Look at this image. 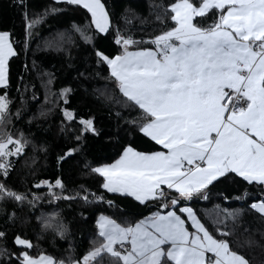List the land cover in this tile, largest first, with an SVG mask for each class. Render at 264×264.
Here are the masks:
<instances>
[{"label": "snow or ice", "instance_id": "6c2138e0", "mask_svg": "<svg viewBox=\"0 0 264 264\" xmlns=\"http://www.w3.org/2000/svg\"><path fill=\"white\" fill-rule=\"evenodd\" d=\"M57 2L87 9L99 32L109 30V14L101 0ZM213 10L217 18L211 25L196 22ZM166 12L174 23L171 29L148 41L118 36L121 54L96 53L126 103L142 111L140 131L163 150L145 153L129 146L113 164L92 171L103 178L101 187L107 192L132 197L142 205L164 198L162 186H166L176 195L161 207L171 205V210L156 212L134 225L99 217L101 242L79 264H98L104 254L112 258V264H250L227 240L215 238L181 201L206 199L209 186L229 174L264 188V0H174ZM36 23L39 19L28 27ZM141 43L155 47L129 50ZM16 55L10 33L0 31V89L9 85V59ZM9 104L7 95H0V124ZM64 115L74 119L70 111ZM80 122L86 131H94L92 120ZM25 143L0 130V174H7L8 158L21 154ZM45 186L55 200L72 198L61 195V179L34 185ZM5 198L23 203L27 194L0 183V200ZM38 199L34 195L29 203ZM251 208L264 215V200L253 202ZM224 212L227 217L236 216L227 209ZM53 219L46 227H52ZM188 222L194 231L186 227ZM4 235L0 232V239ZM14 243L26 249L18 257L20 264H62L48 255L32 257L27 249L34 245L21 236Z\"/></svg>", "mask_w": 264, "mask_h": 264}, {"label": "trees", "instance_id": "16d2710c", "mask_svg": "<svg viewBox=\"0 0 264 264\" xmlns=\"http://www.w3.org/2000/svg\"><path fill=\"white\" fill-rule=\"evenodd\" d=\"M101 2L109 14L104 34L93 29L88 12L77 5L0 0V31L10 33L17 53L9 59V85L0 89L10 101L0 130L26 141L21 154L8 158L11 164L6 175L0 174V183L27 194L23 203L0 200V232L5 234L0 239V264H20L18 257L26 249L14 243L17 236L34 245L27 249L32 257L43 254L62 264L77 263L101 242L98 217L133 224L168 210L161 205L176 195L163 188L164 198L142 205L132 197L107 192L101 187L103 178L92 171L113 162L129 146L146 153L160 149L140 131L142 111L126 103L97 51L113 57L123 50L116 43L118 36L148 41L174 27L166 12L174 0ZM216 18L213 10L196 22L208 27ZM37 19L39 23L29 28ZM151 46L141 43L129 50ZM65 110L73 113V120L65 118ZM81 120H92L94 131H86ZM56 179L64 184L61 195L71 199L55 200L46 186L34 187ZM206 192V199L194 197L181 201V206H190L215 238L227 240L250 264H264V216L251 208L253 202L264 200V188L229 174ZM34 195L39 199L29 203ZM225 209L235 218L227 217ZM52 217V227H46ZM217 229L230 235L222 236ZM98 264H112V258L104 254Z\"/></svg>", "mask_w": 264, "mask_h": 264}, {"label": "crops", "instance_id": "0c3cea01", "mask_svg": "<svg viewBox=\"0 0 264 264\" xmlns=\"http://www.w3.org/2000/svg\"><path fill=\"white\" fill-rule=\"evenodd\" d=\"M57 1V0H56ZM64 3H66V2H64ZM77 6H79V5H77ZM79 7H81V6H79ZM85 9V8H84ZM86 11H87V9H85ZM88 12V11H87ZM88 14H89V17H90V20L92 21V17H91V14L88 12ZM91 25H92V27H93V29L94 30H97L96 29V27H95V25H93L92 24V22H91ZM98 31V30H97ZM99 32V31H98ZM101 33V32H100ZM104 33H106V32H104ZM104 33H102V34H104ZM155 46L153 45V46H151V47H149V48H154ZM142 49V48H141ZM136 50H139V49H136ZM123 51V50H122ZM130 51H135V50H130ZM122 53V52H121ZM120 53V54H121ZM116 56V55H115ZM114 57V56H113ZM108 67V66H107ZM109 69V68H108ZM109 72H110V70H109ZM117 83V82H116ZM146 137V136H145ZM150 139V138H149ZM151 140V139H150ZM152 141V140H151ZM127 148V147H126ZM159 150H156V151H161V150H163L162 148H161V146H159ZM124 150L125 149H123V152H124ZM156 151H153V152H156ZM123 152H122V154H123ZM146 153V152H145ZM122 154H120V156L122 155ZM120 156H118L117 158H115L114 160H113V162H111V163H109V164H102V165H100V167H102V166H107V165H111V164H113L116 160H118L119 158H120ZM99 175V174H98ZM240 179H242V178H240ZM243 180V179H242ZM244 181V180H243ZM103 182H104V180H103ZM246 182V181H245ZM162 188H164V189H167L166 188V186H162ZM168 190V189H167ZM115 194V193H114ZM120 194V193H119ZM134 199V198H133ZM135 200V199H134ZM136 201V200H135ZM138 202V201H137ZM188 206L187 204H182V206ZM168 210H171V208H168ZM167 211V210H166ZM166 211H163V212H161V211H156V212H161V213H164V212H166ZM178 211V210H177ZM255 212H257L256 210H254ZM155 212V213H156ZM258 213V212H257ZM154 214V213H153ZM153 214H150V215H146V216H144V218H142V220L143 219H145V218H148V217H150V216H152ZM260 214V213H259ZM260 215H262V214H260ZM182 216H183V214H182ZM262 216H264V215H262ZM183 218H185L186 220H187V218H186V216H183ZM97 219H99V217L97 218ZM98 221V220H97ZM97 221H96V227H97ZM135 223H133L132 225H134ZM186 227H188V229H189V231H194V229H192V227H191V223L190 222H188L187 224H186ZM97 231H98V228H97ZM208 255H211V254H208ZM40 256V255H39ZM38 257V256H37Z\"/></svg>", "mask_w": 264, "mask_h": 264}, {"label": "rangeland", "instance_id": "374dc122", "mask_svg": "<svg viewBox=\"0 0 264 264\" xmlns=\"http://www.w3.org/2000/svg\"><path fill=\"white\" fill-rule=\"evenodd\" d=\"M80 260H82V258H81ZM79 262H80V261H78L77 263H73V264H79Z\"/></svg>", "mask_w": 264, "mask_h": 264}]
</instances>
